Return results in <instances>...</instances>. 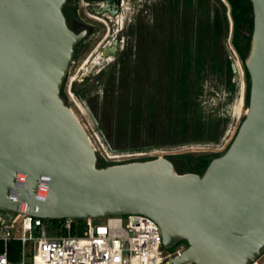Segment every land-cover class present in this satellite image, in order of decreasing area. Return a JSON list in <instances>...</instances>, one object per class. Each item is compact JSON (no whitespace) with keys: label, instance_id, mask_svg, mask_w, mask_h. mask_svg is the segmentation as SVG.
<instances>
[{"label":"water","instance_id":"95a60500","mask_svg":"<svg viewBox=\"0 0 264 264\" xmlns=\"http://www.w3.org/2000/svg\"><path fill=\"white\" fill-rule=\"evenodd\" d=\"M67 1L0 0V210L49 219L144 214L166 248L187 242L177 264L255 262L264 253V0H250L246 116L201 174L179 173L168 157L100 166L61 94L85 36L69 27Z\"/></svg>","mask_w":264,"mask_h":264},{"label":"rangeland","instance_id":"374dc122","mask_svg":"<svg viewBox=\"0 0 264 264\" xmlns=\"http://www.w3.org/2000/svg\"><path fill=\"white\" fill-rule=\"evenodd\" d=\"M124 5L125 10L119 18L122 20L120 24L125 25L128 32L125 35L126 40L119 48L118 57L113 56L112 59L108 58L110 61H105L104 38L96 45L85 44L80 47L65 84L67 103L90 136L99 164H122L168 157L185 170L189 168L191 160L183 155L197 158L202 154H223L234 139L249 106L246 100L244 64L233 46L232 30L227 40L222 42V48L228 50L236 66V91L231 93L220 79L211 76L200 86L201 90H198L196 99L203 112L205 126L208 127L204 132L205 137L195 140L190 134V138L183 144L160 146L157 142H149L155 135H160V140L162 132L156 134L157 122L148 120L154 112L148 109L145 111L142 100L147 97V90L152 89L159 97L160 110L166 108L171 100L173 95L169 83V69L174 55L172 50L184 34L187 17L182 11L172 14L168 0H125ZM133 16L135 22L129 27L128 20ZM134 25L138 26L136 36L133 34ZM101 29L104 31L103 26ZM244 33L249 35L247 31ZM123 58L128 60L126 67L122 66ZM71 84L72 91H69ZM161 97L168 101L163 103ZM216 121H223V124L218 132V139L212 140L211 129L207 123ZM160 122L169 133L170 118L167 116V119ZM140 147L143 148L137 149ZM43 220L47 225L48 235H66L59 219ZM97 220L102 222L103 217ZM183 244L186 245L187 242ZM28 254V263L31 264L32 249L28 250ZM258 264H264V256L259 258Z\"/></svg>","mask_w":264,"mask_h":264},{"label":"trees","instance_id":"16d2710c","mask_svg":"<svg viewBox=\"0 0 264 264\" xmlns=\"http://www.w3.org/2000/svg\"><path fill=\"white\" fill-rule=\"evenodd\" d=\"M169 10L172 14L184 12L186 21L183 28V36L179 39L172 50V66L169 69V83L172 89V98L166 108H159V97L152 89L147 90V97L142 100L144 110L153 111L154 114L148 120L157 122V131L149 139L156 144H170L178 146L183 144L190 134L195 140L203 139L207 128L203 121L204 115L196 102L197 94L201 85L211 76L216 77L224 83L225 87L234 93L237 89V82L234 81L235 71L233 59L228 50L222 48L223 41L227 40L232 30V43L244 64L247 80L246 100L250 97V75L246 68L245 61L250 53L252 33L254 28L253 5L250 0H168ZM228 12L229 15L228 16ZM189 30V31H188ZM247 31L249 35H246ZM122 66L128 65V60L121 59ZM154 82H156L154 80ZM199 90V91H198ZM132 94V93H131ZM62 95L66 96L63 88ZM143 97V96H142ZM163 103L167 102L161 97ZM161 111V112H160ZM160 116V119H159ZM170 118L171 129L169 133L162 125L164 119ZM223 121L207 123L211 129V139L219 137V130ZM159 130V131H158ZM220 153L202 154L197 158L193 155H183L191 162L188 169L173 161L179 173L196 172L203 173L213 158L220 156ZM108 164L100 165L106 167ZM81 226L84 219H78ZM186 242V241H185ZM183 242V243H185ZM187 245V244H186ZM4 250V242L0 240V253ZM21 244L12 241L9 244V258L14 264L20 259Z\"/></svg>","mask_w":264,"mask_h":264},{"label":"built area","instance_id":"2783aa9c","mask_svg":"<svg viewBox=\"0 0 264 264\" xmlns=\"http://www.w3.org/2000/svg\"><path fill=\"white\" fill-rule=\"evenodd\" d=\"M124 216H104L102 222L97 220L101 217L85 218L83 226L78 219L63 218L59 223L66 235H48L41 217L0 212V240L4 242L0 264H13L9 258L12 241L21 244L20 259L14 264H29V249L33 251L31 264H177L185 244L173 250L166 248L162 230L153 218L144 214ZM259 258L252 264H258Z\"/></svg>","mask_w":264,"mask_h":264},{"label":"flooded vegetation","instance_id":"af4514ba","mask_svg":"<svg viewBox=\"0 0 264 264\" xmlns=\"http://www.w3.org/2000/svg\"><path fill=\"white\" fill-rule=\"evenodd\" d=\"M74 1L75 0L67 1L64 7V12L67 17L69 27L76 33L85 32V36L76 47L72 64L75 62V59L79 55L80 47L84 46L87 43L89 45H96L101 41L102 38H104V40L106 39V42L103 43V53L106 58L105 61H110L113 56L118 55L119 48L121 47L122 43L126 40L125 35L128 32L126 26L120 24V21L122 20L119 19L120 14L123 13L125 10V0H77L79 2L78 4L77 1ZM106 7L108 8L105 9ZM86 15L92 19H89ZM134 18L135 17L133 16V18H130L128 20L129 27H132V25L134 24ZM109 25H112L113 27ZM102 26L104 27V31H102L101 29ZM137 29L138 26L136 25L133 30V34L135 36L137 35ZM111 31L112 33H110ZM109 36L110 39H107ZM108 58L111 59L108 60ZM66 79L62 87V90L64 88L65 93ZM69 91H72V84L69 86ZM62 96L67 102V97H65L64 95Z\"/></svg>","mask_w":264,"mask_h":264},{"label":"bare ground","instance_id":"6f19581e","mask_svg":"<svg viewBox=\"0 0 264 264\" xmlns=\"http://www.w3.org/2000/svg\"><path fill=\"white\" fill-rule=\"evenodd\" d=\"M129 9V8H128ZM120 19V18H119ZM74 113H75V111H74Z\"/></svg>","mask_w":264,"mask_h":264}]
</instances>
